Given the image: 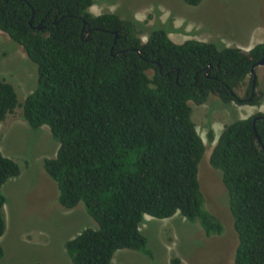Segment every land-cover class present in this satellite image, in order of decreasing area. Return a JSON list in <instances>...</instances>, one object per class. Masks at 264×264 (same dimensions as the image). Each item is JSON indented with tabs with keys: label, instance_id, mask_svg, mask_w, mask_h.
<instances>
[{
	"label": "trees",
	"instance_id": "16d2710c",
	"mask_svg": "<svg viewBox=\"0 0 264 264\" xmlns=\"http://www.w3.org/2000/svg\"><path fill=\"white\" fill-rule=\"evenodd\" d=\"M92 4L0 0V31L36 66L22 117L33 130L47 125L58 142L55 155L43 159L57 200L65 208L82 203L98 226L65 242L71 264H110L119 249L153 259L139 229L145 215L179 213L198 221L206 236L221 234L222 223L203 207L197 173L205 146L188 101L202 104L214 94L226 104L258 105L264 90L251 67L264 59V42L249 49L175 43L162 28L143 41L134 21L94 15ZM18 105L14 86L0 79V121ZM209 162L221 171L238 236L233 264H264V112L225 125ZM19 173L0 151V238L1 187ZM170 264L181 260L172 257Z\"/></svg>",
	"mask_w": 264,
	"mask_h": 264
},
{
	"label": "rangeland",
	"instance_id": "374dc122",
	"mask_svg": "<svg viewBox=\"0 0 264 264\" xmlns=\"http://www.w3.org/2000/svg\"><path fill=\"white\" fill-rule=\"evenodd\" d=\"M89 11L115 13L134 21L143 41L151 31L162 28L180 35L172 36L175 43L197 39V33V40L213 42L218 48L248 49L264 42V0H201L196 6L184 0H93ZM255 70L258 89L264 90V65ZM36 78V66L23 48L0 31V79L14 86L19 102L6 122H0V151L20 168L18 176L1 187L5 232L0 238L4 249L0 264H71L65 242L84 228H98L82 203L65 208L57 200L56 183L43 167V159L53 157L58 148L49 127L33 130L17 121L24 98L36 87ZM188 104L205 146L197 173L203 207L220 220L223 231L206 236L198 221L190 222L179 213L164 219L145 215L139 229L147 237L153 259L119 249L110 264H170L172 257H178L181 264H233L238 236L221 171L211 166L209 157L225 125L264 112V95L258 105L226 104L214 94L202 104L191 100ZM210 131L213 140L208 138Z\"/></svg>",
	"mask_w": 264,
	"mask_h": 264
},
{
	"label": "crops",
	"instance_id": "0c3cea01",
	"mask_svg": "<svg viewBox=\"0 0 264 264\" xmlns=\"http://www.w3.org/2000/svg\"><path fill=\"white\" fill-rule=\"evenodd\" d=\"M198 35H196L194 38H197V39H200V36H199V33H197ZM180 36V35H176V34H174V33H172V32H170L169 34H168V36L170 37V39L172 40V36ZM182 38V37H181ZM177 39H178V37H177ZM182 43V42H181ZM249 49V48H248ZM263 112V111H262ZM12 113V112H11ZM11 113H9L8 115H7V117L3 120V121H0V122H6V120L8 119V117L10 116V114ZM17 121H18V123L19 124H23V123H27V122H25V120H23V117H22V109H21V114H20V117H19V119L17 118ZM30 127V126H29Z\"/></svg>",
	"mask_w": 264,
	"mask_h": 264
},
{
	"label": "water",
	"instance_id": "95a60500",
	"mask_svg": "<svg viewBox=\"0 0 264 264\" xmlns=\"http://www.w3.org/2000/svg\"><path fill=\"white\" fill-rule=\"evenodd\" d=\"M259 65H264V59H261L257 63L253 64V66L251 67V73H253L254 72V68L256 66H259ZM253 77H254L253 78V84H254L255 83V76L253 75ZM254 122H255V119L253 120V128L255 129ZM255 133H256V131H255Z\"/></svg>",
	"mask_w": 264,
	"mask_h": 264
}]
</instances>
